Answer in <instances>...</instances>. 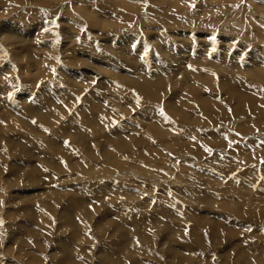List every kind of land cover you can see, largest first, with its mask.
<instances>
[{"label": "rangeland", "instance_id": "1", "mask_svg": "<svg viewBox=\"0 0 264 264\" xmlns=\"http://www.w3.org/2000/svg\"><path fill=\"white\" fill-rule=\"evenodd\" d=\"M0 264H264V0H0Z\"/></svg>", "mask_w": 264, "mask_h": 264}, {"label": "bare ground", "instance_id": "2", "mask_svg": "<svg viewBox=\"0 0 264 264\" xmlns=\"http://www.w3.org/2000/svg\"><path fill=\"white\" fill-rule=\"evenodd\" d=\"M55 48V47H54ZM66 78V77H65ZM68 79V78H67ZM52 90V89H51ZM79 92V91H78ZM49 111H50V109H49ZM26 112H28V111H26ZM31 115V114H30ZM34 115V114H33ZM43 120V119H42ZM42 124V123H41ZM129 246V245H128Z\"/></svg>", "mask_w": 264, "mask_h": 264}, {"label": "snow or ice", "instance_id": "3", "mask_svg": "<svg viewBox=\"0 0 264 264\" xmlns=\"http://www.w3.org/2000/svg\"><path fill=\"white\" fill-rule=\"evenodd\" d=\"M163 115V113H161Z\"/></svg>", "mask_w": 264, "mask_h": 264}]
</instances>
